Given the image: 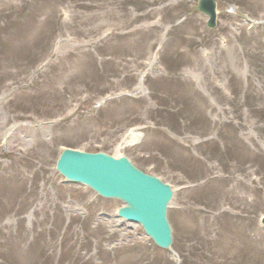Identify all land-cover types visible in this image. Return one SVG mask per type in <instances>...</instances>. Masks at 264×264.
I'll list each match as a JSON object with an SVG mask.
<instances>
[{"label":"rangeland","instance_id":"374dc122","mask_svg":"<svg viewBox=\"0 0 264 264\" xmlns=\"http://www.w3.org/2000/svg\"><path fill=\"white\" fill-rule=\"evenodd\" d=\"M214 1L0 0V264H264V0ZM63 146L169 183L171 248Z\"/></svg>","mask_w":264,"mask_h":264},{"label":"water","instance_id":"95a60500","mask_svg":"<svg viewBox=\"0 0 264 264\" xmlns=\"http://www.w3.org/2000/svg\"><path fill=\"white\" fill-rule=\"evenodd\" d=\"M208 15L207 25H215V2L199 0L194 7ZM55 169L68 181L89 186L103 197H113L126 203L117 214L140 223L145 234L160 248L171 245V230L166 219V207L172 191L158 178L145 174L121 156L103 152H83L64 148Z\"/></svg>","mask_w":264,"mask_h":264},{"label":"bare ground","instance_id":"6f19581e","mask_svg":"<svg viewBox=\"0 0 264 264\" xmlns=\"http://www.w3.org/2000/svg\"><path fill=\"white\" fill-rule=\"evenodd\" d=\"M137 141H138V133L131 131L125 136L122 143H124L125 145L127 144L129 145Z\"/></svg>","mask_w":264,"mask_h":264},{"label":"trees","instance_id":"16d2710c","mask_svg":"<svg viewBox=\"0 0 264 264\" xmlns=\"http://www.w3.org/2000/svg\"><path fill=\"white\" fill-rule=\"evenodd\" d=\"M94 150H95V148H94Z\"/></svg>","mask_w":264,"mask_h":264}]
</instances>
